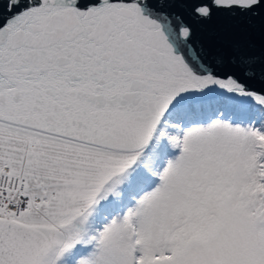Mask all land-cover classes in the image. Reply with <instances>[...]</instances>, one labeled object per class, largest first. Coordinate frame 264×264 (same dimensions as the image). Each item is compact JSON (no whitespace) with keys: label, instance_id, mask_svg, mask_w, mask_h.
<instances>
[{"label":"snow or ice","instance_id":"6c2138e0","mask_svg":"<svg viewBox=\"0 0 264 264\" xmlns=\"http://www.w3.org/2000/svg\"><path fill=\"white\" fill-rule=\"evenodd\" d=\"M0 264H264V0H0Z\"/></svg>","mask_w":264,"mask_h":264}]
</instances>
